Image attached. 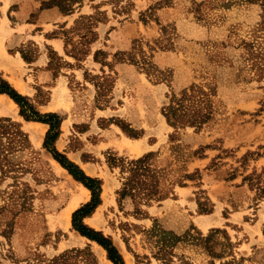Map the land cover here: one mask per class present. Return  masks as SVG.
<instances>
[{"label":"rangeland","instance_id":"1","mask_svg":"<svg viewBox=\"0 0 264 264\" xmlns=\"http://www.w3.org/2000/svg\"><path fill=\"white\" fill-rule=\"evenodd\" d=\"M7 5L11 21L21 8L29 22L54 20L48 34L63 41L62 55L46 44V82L30 78L38 96L28 99L39 111L52 97L62 130L53 145L102 182L83 223L125 264H264L262 0H0V59L4 41H18L2 32ZM21 43L31 59L32 41ZM173 96L176 126L165 116ZM36 125L22 124L26 138L0 129V264H109L72 226L90 190L53 160ZM149 152L158 193L135 186L119 203L126 163ZM166 231L180 237L174 248Z\"/></svg>","mask_w":264,"mask_h":264},{"label":"trees","instance_id":"2","mask_svg":"<svg viewBox=\"0 0 264 264\" xmlns=\"http://www.w3.org/2000/svg\"><path fill=\"white\" fill-rule=\"evenodd\" d=\"M262 5L264 6V0H262ZM0 92H5L18 104L19 112L26 120H35L47 123L49 125L48 130L46 131L43 146L52 154L53 158L57 160L62 167L67 169V171L73 176L74 179L81 182L85 187H87L91 192L90 200L72 213V226L77 230L81 235L96 241L101 245L107 254V258L113 262V264H125L124 259L116 246L113 244L110 237L104 236L101 231H97L86 224L83 223V218L89 216L95 208L101 203L100 192H101V180L88 176L85 172L79 167L78 164L69 160L63 153L59 152L53 145L54 141L59 135V127L61 123V116L58 112H47L40 113L33 105L30 103L29 99L26 96H22L16 92V90L11 87L5 81L0 85ZM181 98L173 96L171 98L170 104L165 109V116L168 122L176 126L177 124L183 123L184 115L177 111L181 109L182 106L180 103ZM196 105V104H195ZM193 104L189 106L193 115L197 114V118L201 121L202 117H205V113L200 114V110L203 109V106L196 105L197 108L192 107ZM6 122L7 124H5ZM191 124L195 123V120L188 121ZM14 126L13 134H16L18 137L21 135L26 138L25 133L21 130V125L19 122L13 121L11 118H1L0 119V129L5 127ZM10 134V133H7ZM151 152L144 154L141 157L136 159H131L126 164L128 165L129 175L126 177L123 182V186L119 191V203L127 195L132 194V189L134 187H139L145 196L152 197L158 193L159 186V177L157 172L151 167L148 163V158ZM124 168V163H121ZM264 232V231H263ZM168 235H171L170 244L171 248H174L177 243L180 241V237L172 234L171 232H164ZM207 238V237H206ZM219 256V255H218Z\"/></svg>","mask_w":264,"mask_h":264},{"label":"crops","instance_id":"3","mask_svg":"<svg viewBox=\"0 0 264 264\" xmlns=\"http://www.w3.org/2000/svg\"><path fill=\"white\" fill-rule=\"evenodd\" d=\"M9 6L10 5H7L5 9L4 12L5 15L1 16L2 19L6 17L5 21L3 19L2 32L6 34V39L13 37V39H16L18 41L10 45L7 44L6 42L7 40L4 41L3 43L4 50L2 57L0 59V77L11 87H13L17 93L35 101V98L33 97L38 96L37 87L32 82H30L29 79L30 78H33V80L36 79V82L39 84H43L46 82V78L44 77V75L45 76L48 75L46 66L48 65L49 62L46 44L52 46V49L60 55L64 53V44L61 38L56 37L54 35L49 36L48 34V32L52 30V28H49V24H52L54 20H51L50 18L44 16L45 18L41 17L42 20L38 23L29 22L27 20V16L25 15L29 11L28 10L26 11V9L23 10L21 8L20 15L17 16L14 21H11L7 16V11L9 10ZM0 10L2 12V9ZM1 15H3V13ZM22 38H26V39L22 41ZM28 40H31L32 41L31 44L36 48L32 58L29 60L25 59L21 52V44H22L21 42H26ZM9 48L13 49L12 52H9L10 51ZM60 77L62 76L55 78V84L63 82V78ZM38 78L39 80L37 81ZM49 94H51V96L53 95L52 92ZM52 103H53L52 97L50 96L49 98L47 97L46 100H44V102H41L39 104L40 107L38 108L39 111L43 113L59 112V109L50 107ZM17 105L18 104H16V102L9 96V94L5 92H0V117L7 116L12 120L18 121L21 125V128H23L22 124L23 125L29 124L31 126H35L36 124H38L40 126H43V128H45L46 131L48 130L49 125L47 123L24 119L23 116H21ZM61 133L62 130L59 133V135ZM40 137H41L40 140H42L43 136L40 135ZM53 160L56 161L54 158ZM69 160L78 164L81 167V165L78 163L79 161L70 158ZM80 161L84 163L83 160ZM85 174L91 177L93 176L92 174H88L87 172H85ZM88 217L89 216H85L83 218V221ZM260 226H261V222L259 224V227L257 228L258 231H260Z\"/></svg>","mask_w":264,"mask_h":264},{"label":"bare ground","instance_id":"4","mask_svg":"<svg viewBox=\"0 0 264 264\" xmlns=\"http://www.w3.org/2000/svg\"><path fill=\"white\" fill-rule=\"evenodd\" d=\"M32 128L34 127V126H31ZM34 135V134H33ZM35 137V136H34ZM40 135L38 136V137H36V139H37V142H40L41 140H40ZM132 147V146H131ZM56 162V161H55ZM57 163V162H56ZM58 164V163H57ZM59 165V164H58ZM81 186V188H82V190H83V192H84V194L86 193V197L88 196V194H89V190L85 187V186H83L82 184L80 185ZM79 192V191H78ZM73 196V195H72ZM82 198H84L83 196H81V195H79V196H76V197H74L73 198V200H69V203L67 204V206L65 207V209L63 210V216H65L66 217V220L67 219H69L70 218V215H71V211H72V209H74L76 206H77V204H78V202L82 199ZM62 211V210H61ZM61 213V212H60ZM60 216L62 215V214H59ZM62 216V217H63ZM61 217V218H62ZM62 220H64V217H63V219ZM61 220V221H62ZM65 222V221H64ZM66 223H68V222H66ZM64 224V223H63ZM65 225V224H64ZM67 225H69V223L67 224ZM66 225V226H67ZM108 263L109 264H112V262L111 261H109L108 260Z\"/></svg>","mask_w":264,"mask_h":264}]
</instances>
